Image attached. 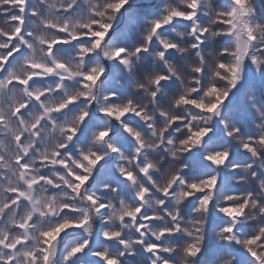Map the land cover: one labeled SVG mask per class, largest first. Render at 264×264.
I'll return each instance as SVG.
<instances>
[{"label": "snow or ice", "instance_id": "1", "mask_svg": "<svg viewBox=\"0 0 264 264\" xmlns=\"http://www.w3.org/2000/svg\"><path fill=\"white\" fill-rule=\"evenodd\" d=\"M0 264H264V6L0 0Z\"/></svg>", "mask_w": 264, "mask_h": 264}, {"label": "clouds", "instance_id": "2", "mask_svg": "<svg viewBox=\"0 0 264 264\" xmlns=\"http://www.w3.org/2000/svg\"><path fill=\"white\" fill-rule=\"evenodd\" d=\"M252 2L256 6L258 12L261 10L262 6H264V0H252Z\"/></svg>", "mask_w": 264, "mask_h": 264}, {"label": "trees", "instance_id": "3", "mask_svg": "<svg viewBox=\"0 0 264 264\" xmlns=\"http://www.w3.org/2000/svg\"><path fill=\"white\" fill-rule=\"evenodd\" d=\"M228 101H225V103H227Z\"/></svg>", "mask_w": 264, "mask_h": 264}]
</instances>
